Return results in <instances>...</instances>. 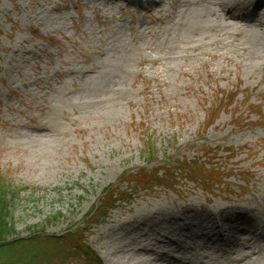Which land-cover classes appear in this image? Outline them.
I'll return each mask as SVG.
<instances>
[{"label": "rangeland", "instance_id": "374dc122", "mask_svg": "<svg viewBox=\"0 0 264 264\" xmlns=\"http://www.w3.org/2000/svg\"><path fill=\"white\" fill-rule=\"evenodd\" d=\"M227 2L235 20L216 0H0V176L20 237L81 232L100 264L143 249L264 264V231L235 219L234 247L213 238L227 209L264 227V5ZM108 188L122 202L98 222ZM188 209L214 218L188 235Z\"/></svg>", "mask_w": 264, "mask_h": 264}, {"label": "trees", "instance_id": "16d2710c", "mask_svg": "<svg viewBox=\"0 0 264 264\" xmlns=\"http://www.w3.org/2000/svg\"><path fill=\"white\" fill-rule=\"evenodd\" d=\"M191 173L195 180L199 178L203 170L197 166L194 170L192 169ZM156 175L154 179L157 180ZM167 176L170 175L167 174ZM127 178L125 174L120 180ZM145 179L152 181L151 177L146 178L144 174L139 175L133 181L142 182ZM169 180L172 181L173 177H169ZM155 184L160 185L161 183L158 180ZM103 194L99 204L89 213L98 222L105 221L111 211L117 208V203L122 202V198H119L114 188L106 189ZM10 197V189L0 176V264H52L56 258L69 260L74 257H82L88 264L101 263L99 254L88 244L87 238L81 232H69L62 238H55L46 235L44 230H38L28 238L20 237L13 221V199ZM61 217V214H58L52 220H47V223L58 221Z\"/></svg>", "mask_w": 264, "mask_h": 264}, {"label": "bare ground", "instance_id": "6f19581e", "mask_svg": "<svg viewBox=\"0 0 264 264\" xmlns=\"http://www.w3.org/2000/svg\"><path fill=\"white\" fill-rule=\"evenodd\" d=\"M252 6L257 9L260 7L262 4L264 5V0H251ZM151 0L147 3L149 5ZM250 3V4H251ZM218 7V10L222 12L223 19L226 20H235L236 19V11L237 8L240 6L239 4L237 5H229L227 0H216V4ZM248 6V7H247ZM247 10L250 9V5H247ZM245 8V7H244ZM259 23L264 25V23L260 20H258ZM190 211V209L187 210V213ZM247 211V210H246ZM246 211H240L234 209H227L224 212H220L219 216L220 218H225V219H220L216 218L218 221L216 222V232L213 235V238L215 241H220L222 246H229V247H234L237 242L235 243V239L237 238V235L239 234L238 228H229V225H234L235 219L240 220L243 223L250 224L251 226L259 229L260 231H264V227L261 225L260 220L258 215L253 213L252 215L250 214V218L247 217L248 214L244 215ZM214 218V213L207 210V209H202L197 210V209H192V215L190 213L185 214L183 217L175 218L176 219V225L178 230H182L186 232L188 235L194 234L195 233V228L200 224H206L207 222L211 223L212 219ZM143 220H138V218H135V221H131V223H137V225L142 224ZM228 227V228H226ZM153 234L155 233V229L152 230ZM142 255V260H140L136 264H149L148 263V257H147V251L146 249H143L140 253ZM156 261L158 264H188L190 263L189 260H182L177 257H173L171 252H163L160 254H156Z\"/></svg>", "mask_w": 264, "mask_h": 264}]
</instances>
